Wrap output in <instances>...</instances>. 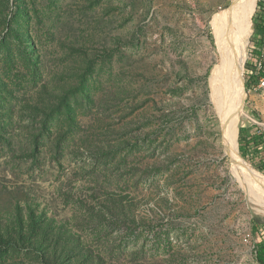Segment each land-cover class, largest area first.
Listing matches in <instances>:
<instances>
[{
    "label": "rangeland",
    "instance_id": "1",
    "mask_svg": "<svg viewBox=\"0 0 264 264\" xmlns=\"http://www.w3.org/2000/svg\"><path fill=\"white\" fill-rule=\"evenodd\" d=\"M235 1L0 0V264H259L209 82ZM254 16L238 129L264 134Z\"/></svg>",
    "mask_w": 264,
    "mask_h": 264
},
{
    "label": "bare ground",
    "instance_id": "2",
    "mask_svg": "<svg viewBox=\"0 0 264 264\" xmlns=\"http://www.w3.org/2000/svg\"><path fill=\"white\" fill-rule=\"evenodd\" d=\"M256 5L257 0H236L231 7L214 15L211 24L215 39L221 45L222 61L221 64H216L212 68L209 82L212 90V103H214L221 119L225 146L227 152L232 156L234 170L239 172L242 180L247 178L258 180L264 189V178L246 167L238 151V124L242 116L245 95L242 74L247 56L245 59L243 57L248 38L251 35V18L255 14ZM251 88L264 90V84ZM257 205L264 212V201ZM250 239L251 233L245 236V240Z\"/></svg>",
    "mask_w": 264,
    "mask_h": 264
},
{
    "label": "trees",
    "instance_id": "3",
    "mask_svg": "<svg viewBox=\"0 0 264 264\" xmlns=\"http://www.w3.org/2000/svg\"><path fill=\"white\" fill-rule=\"evenodd\" d=\"M261 3V0H259L258 4ZM254 27L256 29L257 33H263L264 32V25L259 22L257 14L254 16ZM262 74H247L248 80L246 81V88L250 87L251 83H258L259 78ZM239 142H240V150L243 154L248 153L249 151H253L255 154H259L261 152L260 147L264 145V134L260 133H249L248 129L241 127L240 133H239ZM32 216V215H31ZM32 226H34L35 222L32 220L31 222ZM258 228V227H257ZM19 235V239L26 240V237L23 236V233L17 232ZM23 237V238H22ZM15 239V238H14ZM14 242V241H13ZM15 243V242H14ZM15 245V244H14ZM256 259L259 262V264H264V242H261L257 244L256 246Z\"/></svg>",
    "mask_w": 264,
    "mask_h": 264
},
{
    "label": "built area",
    "instance_id": "4",
    "mask_svg": "<svg viewBox=\"0 0 264 264\" xmlns=\"http://www.w3.org/2000/svg\"><path fill=\"white\" fill-rule=\"evenodd\" d=\"M255 14H257L259 22L264 25V0H261V3L257 5ZM258 34H259V39H260L259 40L260 46L257 48V51L252 50L251 56L254 57V65H253V68L248 70L247 74L258 75L261 73L262 75L260 76L258 83H255V82L251 83L250 87H254L256 85H263L264 84V32L258 33ZM263 231L261 232V234H263V236H264ZM244 241L250 243L252 241V234H251L250 240H244Z\"/></svg>",
    "mask_w": 264,
    "mask_h": 264
},
{
    "label": "crops",
    "instance_id": "5",
    "mask_svg": "<svg viewBox=\"0 0 264 264\" xmlns=\"http://www.w3.org/2000/svg\"><path fill=\"white\" fill-rule=\"evenodd\" d=\"M248 131H249V130H248ZM249 133H257V132H256V131H252V132L249 131ZM263 146H264V145H262V146L260 147L261 150H263Z\"/></svg>",
    "mask_w": 264,
    "mask_h": 264
},
{
    "label": "water",
    "instance_id": "6",
    "mask_svg": "<svg viewBox=\"0 0 264 264\" xmlns=\"http://www.w3.org/2000/svg\"><path fill=\"white\" fill-rule=\"evenodd\" d=\"M245 164H246V167H248V168L250 167V165H249V164H247V163H245Z\"/></svg>",
    "mask_w": 264,
    "mask_h": 264
}]
</instances>
